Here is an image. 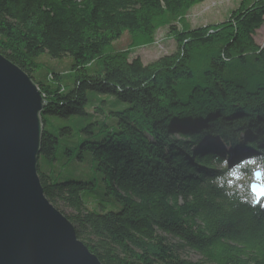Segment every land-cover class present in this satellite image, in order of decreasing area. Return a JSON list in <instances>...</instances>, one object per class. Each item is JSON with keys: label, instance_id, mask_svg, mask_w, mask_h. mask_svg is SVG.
I'll use <instances>...</instances> for the list:
<instances>
[{"label": "trees", "instance_id": "trees-1", "mask_svg": "<svg viewBox=\"0 0 264 264\" xmlns=\"http://www.w3.org/2000/svg\"><path fill=\"white\" fill-rule=\"evenodd\" d=\"M204 1L0 0V54L45 102L43 193L102 264H264V0L191 27ZM162 27L174 52L131 56ZM42 54L71 58L67 83L35 79Z\"/></svg>", "mask_w": 264, "mask_h": 264}, {"label": "water", "instance_id": "water-1", "mask_svg": "<svg viewBox=\"0 0 264 264\" xmlns=\"http://www.w3.org/2000/svg\"><path fill=\"white\" fill-rule=\"evenodd\" d=\"M44 103L33 79L0 54V264H102L43 193ZM260 180L256 170L249 185L255 204L264 197Z\"/></svg>", "mask_w": 264, "mask_h": 264}, {"label": "rangeland", "instance_id": "rangeland-1", "mask_svg": "<svg viewBox=\"0 0 264 264\" xmlns=\"http://www.w3.org/2000/svg\"><path fill=\"white\" fill-rule=\"evenodd\" d=\"M240 0H205L202 3L196 4L193 6L187 14L186 21L191 27L204 25V24H212L219 21H223L232 8H235ZM255 41L260 45L264 46V25L255 33L254 36ZM131 40L128 35L122 36L119 40L113 43V48L116 50L130 49L131 48ZM176 50V44L168 33L166 27L159 28L154 37V41L150 45L136 47L130 49L131 56H139L143 63H149L151 61L156 60L160 56L170 54ZM37 70L33 73L35 79H42L46 82H49L54 77V73L62 76L61 82L67 83L69 80L67 78L68 72L70 71L71 58L63 57L62 59H50L47 55L42 54L39 58H37ZM56 75V76H57ZM93 93L88 92L87 96L90 99L93 98ZM91 108H88L90 110ZM105 109V107H104ZM72 120V119H71ZM56 124L59 127L69 126L72 128V133H76L79 127V123L76 124L68 119H59ZM52 128V131L57 132V126ZM77 135H73L72 137H68V140H75ZM62 139V137H59ZM85 170H87L84 167ZM180 255L184 258L198 261L201 260L199 254L195 253L192 250L183 249Z\"/></svg>", "mask_w": 264, "mask_h": 264}, {"label": "snow or ice", "instance_id": "snow-or-ice-1", "mask_svg": "<svg viewBox=\"0 0 264 264\" xmlns=\"http://www.w3.org/2000/svg\"><path fill=\"white\" fill-rule=\"evenodd\" d=\"M251 163H254V161H251Z\"/></svg>", "mask_w": 264, "mask_h": 264}, {"label": "crops", "instance_id": "crops-1", "mask_svg": "<svg viewBox=\"0 0 264 264\" xmlns=\"http://www.w3.org/2000/svg\"><path fill=\"white\" fill-rule=\"evenodd\" d=\"M258 31V30H257Z\"/></svg>", "mask_w": 264, "mask_h": 264}]
</instances>
